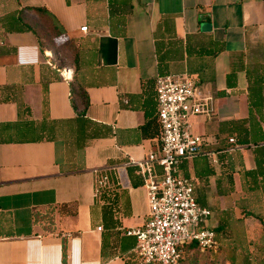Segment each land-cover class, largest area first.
I'll use <instances>...</instances> for the list:
<instances>
[{
	"label": "crops",
	"instance_id": "obj_1",
	"mask_svg": "<svg viewBox=\"0 0 264 264\" xmlns=\"http://www.w3.org/2000/svg\"><path fill=\"white\" fill-rule=\"evenodd\" d=\"M25 7L54 16L70 63L40 49ZM63 67L88 98L83 132ZM157 75L190 77L203 98L191 131L217 163L195 155L178 172L221 226L217 247L264 227V0H0V264L129 263L147 203L126 161L158 146ZM96 175L112 202L94 197Z\"/></svg>",
	"mask_w": 264,
	"mask_h": 264
},
{
	"label": "built area",
	"instance_id": "obj_2",
	"mask_svg": "<svg viewBox=\"0 0 264 264\" xmlns=\"http://www.w3.org/2000/svg\"><path fill=\"white\" fill-rule=\"evenodd\" d=\"M79 30L86 32L87 26ZM60 76L67 81L71 69L61 68ZM154 92L158 146L141 159L126 161L141 177L147 213L143 224L126 234L135 237L134 264H177L181 247L188 242H196L200 250L217 247L215 232L206 224L210 211L196 202L193 183L179 174V163L195 155H203L213 164L217 158L215 151L202 149V137L191 131L190 117L204 111L196 81L187 76L157 75ZM227 141L233 143L234 139ZM233 150L234 146H229L222 151ZM107 186L106 176L96 175L94 197Z\"/></svg>",
	"mask_w": 264,
	"mask_h": 264
},
{
	"label": "trees",
	"instance_id": "obj_3",
	"mask_svg": "<svg viewBox=\"0 0 264 264\" xmlns=\"http://www.w3.org/2000/svg\"><path fill=\"white\" fill-rule=\"evenodd\" d=\"M21 10H26L27 12L33 14L36 17L35 21H37L39 24L43 25V27L45 28L46 35L51 37V38H54L56 41H58L59 49L62 51L63 55H65L66 58H67L66 63L60 62V63H58V65L61 66L63 64L70 63V59H69L70 52H72L75 49V46H74L73 42L69 38L65 37V33H64L63 29L57 23V21L54 18V16L50 12H48L45 8H43V7H25V8H22ZM28 28L30 30H32L34 32V34L36 35L37 40H38V44L40 46V49L41 50L45 49L46 46L43 44L44 42L42 41L40 36H38V33L32 27L31 23L28 24ZM75 75L76 74H75V67H74L73 69H71V76L67 80L68 83H69V87H68L69 88V97H70L71 105L74 108V110L76 111V115H77L76 116V120L78 122V125L81 126V129H82V132H83L84 127L87 124L90 123V121H88L85 118H83V114H84L85 108H86V106L88 104V98L86 96L85 90L78 83ZM17 107H18V113L19 112L21 113V110H23L25 112L29 111L28 108L26 106H24L19 101L17 102ZM155 119L157 121L156 115H155ZM157 125H158V122H157ZM93 134L94 133H92V135ZM158 137H159V125H158ZM116 192L117 191H116L115 185L112 184L110 186H107L106 188H101L99 190V193H98L96 198L98 200H105V201L108 200V198H111L108 201L112 202L113 199L115 198ZM243 214L244 215H251V216H254L255 218H257L256 214H253L252 212H249V211L248 212L244 211ZM258 220H259L260 223H262L260 217H258ZM220 227H221L220 225H216V226L210 227V228L213 231H217L218 228H220ZM261 229H262V233H263L264 232V227H261ZM262 233L259 235L258 239L263 236ZM238 236H239V234H238ZM240 237H242V238L239 239L240 241L241 240L242 241L247 240L242 235H240ZM258 239L255 242H248V243H245V244L242 243V245L244 246V245L247 244L246 245L247 248L256 250L258 248V246L256 248V245L259 243ZM240 243L238 242V244H235V246H238ZM184 250H197V251L199 250L200 252H210L211 251L210 249L200 250L199 246L194 241L188 242V243L182 245L181 253H180L179 259L177 261V264H179V262L182 260ZM220 250L224 251V252H231V253H234V251L239 250V248H234V236H232V237L230 236V238L227 240V244L224 245L222 248H220ZM63 256H64V253H63ZM231 259L233 260V257H231ZM128 262H129L128 264H134V260H133L132 254H130L128 256Z\"/></svg>",
	"mask_w": 264,
	"mask_h": 264
},
{
	"label": "rangeland",
	"instance_id": "obj_4",
	"mask_svg": "<svg viewBox=\"0 0 264 264\" xmlns=\"http://www.w3.org/2000/svg\"><path fill=\"white\" fill-rule=\"evenodd\" d=\"M31 24L38 33V36H40L44 42L43 44L46 46V49H49L51 52L53 51L52 53L54 61H57V63H66L67 58L59 49L58 41L47 36L45 33V28L37 21H32ZM246 224L247 229L253 231L254 233V229L252 230V228H250L249 223ZM240 232L241 231L238 227H234V248H239V250L234 251V253L221 251L218 247H216L214 250H211L210 252L184 250L183 258L179 264H264V232L262 233V229H258V232L255 234V236L247 235V237H245L247 240L245 241L239 240L242 238L240 235L238 236ZM261 233L263 234V238L261 237L258 239ZM257 239L259 243L256 245V248L258 246L256 250L247 248V244L244 246L242 245V243L245 244L248 242H255ZM238 242L241 243L238 246H235V244H238ZM231 257H233V260Z\"/></svg>",
	"mask_w": 264,
	"mask_h": 264
}]
</instances>
